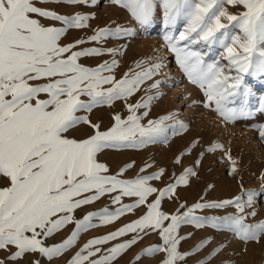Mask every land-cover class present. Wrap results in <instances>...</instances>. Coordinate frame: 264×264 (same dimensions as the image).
<instances>
[{"label": "snow or ice", "instance_id": "obj_1", "mask_svg": "<svg viewBox=\"0 0 264 264\" xmlns=\"http://www.w3.org/2000/svg\"><path fill=\"white\" fill-rule=\"evenodd\" d=\"M55 4L58 7L95 4L96 0H0V177L8 185L0 187V251L6 252L0 264H22L32 256L29 264H42V258L52 261L64 255L78 242L80 235L100 224L106 225L125 213L147 205V212L132 223L108 235L88 241L70 259L68 264H113L144 235L158 232L161 244L148 247L142 257L163 253L161 264H188L212 238L202 239L191 252L179 250L181 241L189 237L179 235L183 225L196 229L211 228L227 231L243 242L259 243L264 238V221L247 222L252 211L253 191L247 192V201L241 197L222 201H201L169 215L161 209L162 201L171 198L179 186H187L197 175L189 167L175 182L163 189L153 187L164 169L152 175L135 179H122L133 164L120 173L110 174L106 163L98 157L105 150L141 149L157 141H167L186 125L166 115L156 120H142L157 97L148 95L137 103L128 99L140 91L141 86L153 79L163 67L162 63L136 65L140 71L130 70L117 78V56L121 49L105 48V42L132 34L131 30L117 25L94 30L86 38L62 43L74 29H87L95 17L77 11L62 14L56 10L37 6ZM126 9L141 27H149L158 7L163 9L164 35L176 62L189 81L203 89L206 107L214 110L228 122L253 115L249 104L251 90L245 75L264 76V0H112ZM236 8V12L229 7ZM47 20L50 23H44ZM57 23L60 26H56ZM183 25L177 34V26ZM98 45L82 47V45ZM215 47L222 49L220 59L206 60ZM113 57L95 67L81 63L82 58ZM160 82L151 87L158 88ZM116 101L126 103L129 115L116 114L113 123L102 130L89 114L100 106L111 107ZM238 105V106H235ZM140 109H145L139 113ZM264 112V97L258 104ZM168 121H174L168 124ZM86 125L92 131L84 138L70 136V130ZM264 139V125L259 126ZM195 145H193L194 147ZM217 143L208 151L221 149ZM227 154V153H226ZM232 172H236V161ZM181 161L178 159L177 164ZM141 171H145L142 169ZM114 210L105 207L89 212L81 219L75 212L85 205L111 195ZM156 194L152 202L148 198ZM124 197L136 198L124 204ZM234 206L238 214L217 216L197 215V211L225 209ZM185 205H181L184 208ZM168 222V223H165ZM69 224L71 234L60 243L46 244ZM134 234L124 243L102 250L110 241L126 234ZM143 234V235H141ZM190 236V234H189ZM225 244L215 248L197 264H210ZM92 257H96L93 259Z\"/></svg>", "mask_w": 264, "mask_h": 264}, {"label": "rangeland", "instance_id": "obj_2", "mask_svg": "<svg viewBox=\"0 0 264 264\" xmlns=\"http://www.w3.org/2000/svg\"><path fill=\"white\" fill-rule=\"evenodd\" d=\"M37 6L50 8L62 14H74L81 11L95 17L89 21V28L70 30L62 39V43L86 38L98 28H115L120 25L130 29L131 35L119 39L110 38L103 45L105 48L122 50V54L116 57L119 60V67L115 70L117 78H121L130 70L140 71L136 65L141 62H146L149 65L159 62L164 66L153 79L146 81L141 86L140 91L130 97L127 103L134 104L148 95L155 96L157 98L153 100L150 109L147 110L148 116L142 120V123L146 124L148 120H156L174 114L175 120L183 122L186 128L177 130L175 134L170 130L167 141L160 140L141 149L105 150L98 159L108 165L110 174L120 173L128 164L134 166L120 176L122 179H135L141 175H152L163 168L164 175L159 180L150 182L153 187L163 189L168 183L175 182V177L181 175L185 169L194 167L197 175L190 178L187 186H179L174 196L162 201L161 209L163 211L169 215L175 214L178 210L183 212L202 200L218 202L241 197L247 201V192L253 191L256 193L254 203L252 207H245V214L255 211L256 216H248L247 222L264 221V139H261L259 134V126L264 125V112L258 110L259 101L264 97V84L260 82L264 76L245 75V83L251 90L249 104L253 108V115L228 122L214 110V107L205 106L206 97L203 94V89L192 84L176 62L175 54L164 40V35L168 29H165L163 25V9L161 7H158L152 24L144 28L134 21L126 9L113 4L112 0H96L95 4L84 6L61 5L58 7L51 3L38 4ZM227 7L232 12L237 11L236 8ZM43 22L50 23L47 20ZM56 26L60 25L57 23ZM182 28V24L177 26V34ZM90 46L98 45H82V47ZM222 51V49L215 47L206 57V60L220 59L222 64H226L227 62L220 56ZM163 52L166 53L170 61L169 65L173 76L171 80H167L166 77ZM112 58L108 55L82 58L81 63L95 67L106 60L110 61ZM157 81L160 82L159 87L152 88L151 85ZM144 111L145 109H140L138 114ZM116 114L125 118L129 115L124 101H116L111 107H97L89 114V118L94 123H101L102 130H106L112 125V117ZM167 123L172 124L174 121ZM91 131L88 126L81 125L70 130L68 134L81 139L90 134ZM217 143L223 147L209 152L208 149ZM193 145L195 146L193 147ZM228 154L236 161V172H232L233 165L228 159ZM178 159L181 161L179 164H177ZM142 169L145 171H141ZM7 185L8 180L0 177V187ZM116 194L105 195L100 200L76 210L75 218L81 219L89 212L101 211L105 207L114 210L119 205L112 203L111 196ZM155 198L156 194H153L148 198V202H152ZM135 199L134 197H124L122 203L131 204ZM181 205H185V207L181 208ZM147 210V205L140 206L106 225L95 220L94 223L98 226L83 232L77 244L69 251L50 262L46 258H42V264H68L71 257L88 241L117 231L145 215ZM232 214H238V210L234 206L225 209L197 211V215L226 216ZM73 230L74 225L69 224L53 237L48 238L46 244L62 242ZM133 235L132 233L126 234L98 247H101L102 250L110 248L117 243L126 242ZM179 235L189 237L181 241L179 250L182 252H191L202 239L212 238V243L195 257H190L188 264H197L198 261L205 260L222 243L226 247L211 259L210 264H264V238L259 243L243 242L238 238L234 239L232 234L227 231H217L211 228L196 229L192 225H183L179 229ZM161 243L162 240L158 232L153 231L144 235L137 244L122 254L113 264H161L164 258L163 253L142 257L140 261L136 259L148 247ZM6 255V252L0 251V258H4ZM92 258L95 259L96 257ZM32 259V256H28L22 261V264H29ZM6 264L9 262L6 261Z\"/></svg>", "mask_w": 264, "mask_h": 264}, {"label": "bare ground", "instance_id": "obj_3", "mask_svg": "<svg viewBox=\"0 0 264 264\" xmlns=\"http://www.w3.org/2000/svg\"><path fill=\"white\" fill-rule=\"evenodd\" d=\"M163 51V50H162ZM163 60H164V65L166 67V77H167V80H171L172 79V72L170 70V65H169V59H168V56H166V53L163 52ZM163 65V64H162ZM164 67V66H163ZM174 72V71H173ZM261 79V78H260ZM254 80H257V79H254ZM261 83L264 84V77L263 79L260 81ZM180 103V102H179ZM179 108V107H178ZM184 109V108H183ZM189 113V112H187ZM185 114V113H184ZM182 116V115H181Z\"/></svg>", "mask_w": 264, "mask_h": 264}]
</instances>
